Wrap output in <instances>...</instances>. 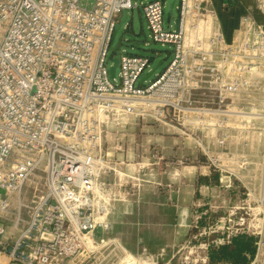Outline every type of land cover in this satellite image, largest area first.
Listing matches in <instances>:
<instances>
[{"label": "built area", "instance_id": "2783aa9c", "mask_svg": "<svg viewBox=\"0 0 264 264\" xmlns=\"http://www.w3.org/2000/svg\"><path fill=\"white\" fill-rule=\"evenodd\" d=\"M165 1L0 0V253L8 264H151L98 233L114 229L117 203L143 183L162 186L154 170L163 158L154 152L152 168L120 172L110 141L121 149L119 128L134 118L220 115L261 90L264 0H180L174 29ZM237 1L242 12L227 29L221 13ZM140 6L150 37L173 46L166 68L143 84L149 56L123 53L114 76L109 62L123 13ZM208 97L216 102L199 106ZM244 222L236 234L256 237L247 264H264V222ZM209 261L206 252L192 264Z\"/></svg>", "mask_w": 264, "mask_h": 264}, {"label": "rangeland", "instance_id": "374dc122", "mask_svg": "<svg viewBox=\"0 0 264 264\" xmlns=\"http://www.w3.org/2000/svg\"><path fill=\"white\" fill-rule=\"evenodd\" d=\"M136 1L141 5L147 0ZM217 1L216 5L220 6L222 0ZM249 1L244 0L246 4ZM179 3L180 0L165 1V20L167 25L171 23V29L176 27ZM236 6L237 10L221 13L224 23L236 21L242 12L238 1ZM219 11H222L221 7ZM123 53L149 56L151 68L145 74L154 69L150 76L152 80L168 65L173 46H163L150 37L140 6L129 10L127 18L115 29L109 62L113 64L114 58H120ZM119 70L117 65V72ZM261 86L259 92L250 89L242 101L233 102L231 112L220 115L199 112L181 116L171 124L134 118L119 128L120 133H127L118 134V141L123 145L121 149H114L110 141L108 149L113 152V159L121 163L118 167L124 172L129 171L127 163L142 162L148 157L153 162L151 155L154 152L163 158L154 170L159 168V177L165 173L160 188L166 194V204L181 206L184 216L181 241L184 248L171 264H192L197 255L204 256L206 252L210 259L213 248L228 245L240 235L253 236L256 241L251 233L236 234L235 231L242 227L239 225L242 218L246 227L256 219L264 222V83ZM203 102L210 106L216 101L208 97L201 100L199 106ZM148 139H151L150 146ZM147 146L150 149H146ZM153 166L151 164L150 168ZM148 186L156 187L152 183H143L141 190ZM233 231L231 242H214ZM206 244H210L209 249L202 246L196 252V246Z\"/></svg>", "mask_w": 264, "mask_h": 264}, {"label": "crops", "instance_id": "0c3cea01", "mask_svg": "<svg viewBox=\"0 0 264 264\" xmlns=\"http://www.w3.org/2000/svg\"><path fill=\"white\" fill-rule=\"evenodd\" d=\"M147 142L150 146L151 139ZM149 146L146 149H150ZM149 160L150 157L142 162L127 163L128 169L151 164ZM119 164L116 167L124 172L119 169ZM164 174L159 177L162 181ZM165 195L161 188L148 186L127 202L117 203L112 217L114 229L110 232L102 230L98 234L118 238L131 253L151 263L173 261L182 247L184 216L181 206L166 204ZM175 196L177 199V194ZM0 264H8L5 254L0 253Z\"/></svg>", "mask_w": 264, "mask_h": 264}, {"label": "trees", "instance_id": "16d2710c", "mask_svg": "<svg viewBox=\"0 0 264 264\" xmlns=\"http://www.w3.org/2000/svg\"><path fill=\"white\" fill-rule=\"evenodd\" d=\"M234 22H225V28H231ZM255 252L253 236L240 235L233 242L213 248L210 251V264H246Z\"/></svg>", "mask_w": 264, "mask_h": 264}, {"label": "water", "instance_id": "95a60500", "mask_svg": "<svg viewBox=\"0 0 264 264\" xmlns=\"http://www.w3.org/2000/svg\"><path fill=\"white\" fill-rule=\"evenodd\" d=\"M170 1H173V0H170ZM126 17H127V13L124 12L123 13V16H122V19H121V22H123L126 19ZM120 24L121 23H118L117 28L120 27ZM117 62H118V58L115 57L114 58V63H113V65L111 67V70H110L112 76H114L115 73H116V65H117ZM151 74H152V71H150L148 74L144 75L142 77V79L140 80V84H143L144 80H146L147 78H149L151 76ZM151 264H157V263H151Z\"/></svg>", "mask_w": 264, "mask_h": 264}]
</instances>
